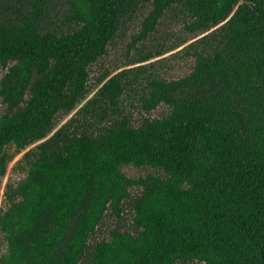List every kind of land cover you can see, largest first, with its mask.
Wrapping results in <instances>:
<instances>
[{"label": "trees", "instance_id": "1", "mask_svg": "<svg viewBox=\"0 0 264 264\" xmlns=\"http://www.w3.org/2000/svg\"><path fill=\"white\" fill-rule=\"evenodd\" d=\"M0 202V264H264V0H0Z\"/></svg>", "mask_w": 264, "mask_h": 264}, {"label": "rangeland", "instance_id": "2", "mask_svg": "<svg viewBox=\"0 0 264 264\" xmlns=\"http://www.w3.org/2000/svg\"><path fill=\"white\" fill-rule=\"evenodd\" d=\"M124 50L118 49L111 51L108 55V57L105 58L103 61V65L106 67H111L110 70L116 69L117 67H122L124 62H121L123 58ZM172 52L165 53L164 57V65L161 67L162 74L167 78H175L189 70L191 61L189 59H182L180 55L171 56ZM170 55V56H169ZM121 62V63H120ZM115 63H118L115 65ZM96 70L102 71V67H97ZM98 77V76H97ZM128 102L134 103L133 99L130 97L128 98ZM10 155L12 156V160L10 161L8 168H7V177H8V183H17L22 177L23 172L20 168V166H23L21 156H18L15 154L14 149H10L9 151ZM126 173L130 177H138V176H144L148 173H152L153 171L150 169H144V168H133L128 167L125 169ZM7 181V179H6ZM1 203V202H0ZM130 220V214L129 211L125 216H123L119 220L115 219H108L106 223L101 228V234L106 233L110 229L120 225V226H127ZM5 252V246L3 245L2 237L0 236V254Z\"/></svg>", "mask_w": 264, "mask_h": 264}]
</instances>
